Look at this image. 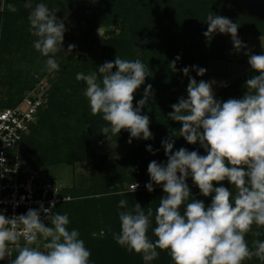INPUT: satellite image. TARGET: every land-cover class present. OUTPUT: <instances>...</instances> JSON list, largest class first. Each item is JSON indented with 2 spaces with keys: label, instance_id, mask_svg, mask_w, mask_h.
Masks as SVG:
<instances>
[{
  "label": "clouds",
  "instance_id": "1",
  "mask_svg": "<svg viewBox=\"0 0 264 264\" xmlns=\"http://www.w3.org/2000/svg\"><path fill=\"white\" fill-rule=\"evenodd\" d=\"M24 6L32 7L30 2ZM7 7L17 11L13 4ZM28 20L31 34L37 38L34 48L47 57L49 72L58 71L55 56L62 50L64 23L44 3L35 6ZM206 23L205 37L227 34L237 52L247 47L238 38L237 22L210 13ZM74 48L70 44L68 52ZM244 54L259 75L245 82L243 98L221 103L213 91L214 81L197 83L189 77L187 98L181 97L171 106L168 118L182 125L180 137L190 145L199 143L207 154L185 148L173 152V140L162 141L167 163L151 161L147 168L150 182L145 185L148 192L154 190L153 184L162 185L164 193L155 213L154 242L147 235L152 209L145 213L138 203L128 208L126 199L119 201L118 207L126 210L119 213L120 232L113 238L128 251L142 254L145 264L158 257L157 249L168 251L174 264H242L253 257L264 261V241L254 240L253 250L245 239L253 224L264 227V54ZM179 59L177 56L170 63L173 71ZM97 69L87 75L77 73L76 80L86 84L84 95L92 114H100L108 125L101 129L102 135L108 138L109 132L117 135L124 129L130 133L129 143L133 138L151 139L150 120L141 115L154 95L150 84L133 107L134 93L149 76L148 65L116 56ZM191 70L201 77L206 72L195 66ZM189 71L188 67L182 69L185 76ZM146 150L155 155L150 145ZM189 176L203 197L212 195L207 208L202 200L191 198L186 183ZM225 180L235 194L223 186L214 187ZM138 187L135 183L132 191ZM53 209L54 202L11 218L0 212V260L9 258V264H89L91 252L80 233L69 230L67 214L53 213ZM42 213L50 226L42 222ZM14 252L15 259H11Z\"/></svg>",
  "mask_w": 264,
  "mask_h": 264
},
{
  "label": "trees",
  "instance_id": "2",
  "mask_svg": "<svg viewBox=\"0 0 264 264\" xmlns=\"http://www.w3.org/2000/svg\"><path fill=\"white\" fill-rule=\"evenodd\" d=\"M26 2H30L32 7L26 8ZM40 3L46 4L55 15L72 23L80 22L81 18H84L81 17V12H90L88 18H84L85 25L79 39V48L86 50L90 55L83 58L63 50L56 54L59 70L53 72L57 77L46 87L48 106L39 113L38 127L40 131L43 130V136L32 143L35 145V151L29 142L31 130L22 141V156L28 167L34 168L33 163L28 161V156L33 154L40 165L48 163L47 158L53 162L52 165L63 162L73 165L84 161L88 142L104 137L101 129L108 125L100 114H92L89 101L84 95L86 84L76 80L77 73L83 72L87 75L98 72L99 66L114 61L116 56L128 60L139 59L148 65L149 76L134 93L133 107L143 98L144 90L150 84L154 95L141 109V115H147L150 120L152 138L137 144L128 155L114 163L107 173L104 172L99 183L91 182L92 192L63 189V194L70 195L73 200L58 205L53 211L68 215L69 230H78L79 238L91 252L89 264H145L142 254L128 251L113 238L114 233L120 232L119 213L126 210L118 207V204L121 199H126L128 208L138 203L145 213L149 207L152 209L153 216L150 218L147 235L154 242L155 213L164 193L161 185L154 184V190L147 191L145 185L150 182L149 175L143 188L132 191L124 185L130 186L138 180H143L151 161L167 163L162 147V141L167 138L174 142L173 152L185 148L189 152L197 151L202 156L207 154L199 143L190 145L180 137L179 130L182 125L168 118L172 111L171 106L177 103L179 98H187L189 77L197 83L201 80L207 82V72L202 77L197 76L196 71L191 70L193 66L206 69L207 62L225 59L227 34L217 32L211 37L203 35L208 28V15L212 13L237 22L240 25L238 34L264 37V0H0V53L19 54L28 64L26 70L10 69L7 79L10 76L18 77L19 84L15 86L8 82V92L1 97L0 108L15 106L26 92L48 74L47 69L39 70L40 66L46 67L47 57L34 48L35 40L30 39L32 34L28 17ZM8 4L15 5L17 11H10ZM102 26H112L119 32L115 37L100 39L102 54L93 58L91 46L97 43L99 36L96 31ZM177 56L180 59L176 61L173 71L169 65ZM185 67L190 69L187 76L182 72ZM253 75L259 73L251 69L223 88L215 95L216 99L223 103L229 99L243 98L247 91L245 82ZM0 95L3 96L2 91ZM58 111L59 116L66 122L60 126H57L54 122L56 120L53 119L54 113ZM60 134L64 137L59 140ZM109 134L113 137L123 135V138H130V133L124 129L117 135L110 132ZM149 145L155 155L146 150ZM95 160L98 161V158ZM187 185L191 190L192 199L202 200L206 208L210 206L212 195L203 197L193 182ZM218 186H223L235 194V189L227 180L219 185L214 183V187ZM180 211L183 214V206ZM96 219H100L103 224L94 225ZM255 232L260 235H254ZM245 239L249 248L253 249L254 240L264 241V227L253 224ZM157 252L158 257L149 264H174L168 251L157 249ZM242 264H264V261L253 257Z\"/></svg>",
  "mask_w": 264,
  "mask_h": 264
},
{
  "label": "rangeland",
  "instance_id": "3",
  "mask_svg": "<svg viewBox=\"0 0 264 264\" xmlns=\"http://www.w3.org/2000/svg\"><path fill=\"white\" fill-rule=\"evenodd\" d=\"M90 12L86 11L85 13L81 12V17L88 18ZM57 19L62 21L65 26V33L63 37L62 42V50L67 52L68 54L74 53V56L80 55L83 58L88 57L90 55L89 52L86 50H82L79 48V39H81V30L85 25L84 18H81L80 22H68V19L60 18L59 15ZM78 16V14L76 15ZM74 24H77V26H74ZM81 27V28H80ZM118 29L114 27L109 26H102L100 27L96 33L99 36L97 43H94L91 46V55L93 58H98L102 54V50L100 47V39H108L111 37H115L118 34ZM32 38L36 40L37 38L32 35L30 38L31 41ZM238 38L241 40V42L246 45L247 47L244 49H241L239 52H237L232 44V38L229 35L225 36V44H226V51H225V59L223 60H212L207 62L206 65V72L207 82H215L212 87L214 94L217 95L223 88H225L227 85L233 83L236 81L240 76L247 73L251 70L249 64H248V56H246L244 53L247 51L250 54H256L261 55L264 54V37H258V36H245L243 34H238ZM75 45V48L72 52H68V46L69 45ZM1 49V46H0ZM66 54V53H65ZM28 67V64L23 61L22 57L19 56V54L13 55L12 53L8 54H1L0 53V91H2L1 97H4L5 94L8 92V82L10 81L15 86L19 84L18 77L10 76L9 79H7V75L10 72L11 68H20L23 70H26L25 68ZM40 71L47 69L45 66L39 67ZM47 75L45 76L46 80V87L50 86L52 84V81L56 79L57 75L54 72H49L47 70ZM49 83V85H48ZM6 99V98H4ZM48 106V100L46 107ZM53 119L57 126L63 125L65 120H63L59 116V111L54 113ZM39 116L37 121L31 126V138H30V144L33 146L35 151V145L32 143H35V140L39 139V137L43 136V130L38 127L39 126ZM66 123V122H65ZM33 131V134H32ZM152 135L153 132L151 131ZM47 135V133L45 134ZM64 136L63 134L59 135L62 139ZM43 140V139H42ZM129 138L125 137L123 138V135L116 137L108 135V138L106 136L91 139L88 142L86 156L84 161L76 162L73 165H66V162H63L59 165H52L49 158L46 159V164L40 165L37 162V159L34 158V154L32 156H28V161L33 163V169L35 170H41V172H46V174L53 180L60 183V185L65 190L69 189H76L81 190V192L84 191H93L92 186L93 184L91 182L99 181V179L104 175V172H108L109 168L116 162L120 161L122 158H124L126 155L129 154V152L137 145L140 144L146 140L140 138H133L132 142L129 143ZM42 144V143H41ZM38 144V145H41ZM38 153V150H37ZM41 153H38L40 155ZM69 154V153H68ZM67 154V155H68ZM41 156V155H40ZM95 158H98V161L95 160ZM36 162V163H34ZM47 164H51L46 166ZM166 165V163H165ZM109 174V173H108ZM179 175V174H178ZM148 173L144 174V179L138 180L136 184L139 185V188H143L144 184H146V181H148ZM192 178L189 176L186 180V183H192ZM99 183V182H98ZM128 185V186H127ZM155 185V184H154ZM162 186V185H161ZM125 188L129 189V184L124 185ZM97 191V190H95ZM94 197L98 198V196L93 195ZM100 196V195H99ZM95 217V216H94ZM98 218H100L98 216ZM94 219V218H93ZM103 224L102 221L95 220L94 225ZM96 227V226H95ZM102 235V233H100Z\"/></svg>",
  "mask_w": 264,
  "mask_h": 264
},
{
  "label": "built area",
  "instance_id": "4",
  "mask_svg": "<svg viewBox=\"0 0 264 264\" xmlns=\"http://www.w3.org/2000/svg\"><path fill=\"white\" fill-rule=\"evenodd\" d=\"M47 100L46 80L41 79L15 106L0 108V212L6 218L26 214L29 209L39 210L41 205L48 208L52 202L55 209L73 200L63 194L59 182L46 172L28 167L22 156V141L46 107ZM134 185L129 189L133 190ZM41 220L46 226L50 224L43 213ZM20 243L23 246L22 238ZM15 254L11 259H15ZM0 264H9V258L0 260Z\"/></svg>",
  "mask_w": 264,
  "mask_h": 264
}]
</instances>
